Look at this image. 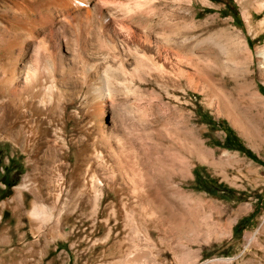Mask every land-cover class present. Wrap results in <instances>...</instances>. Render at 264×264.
<instances>
[{
	"label": "rangeland",
	"instance_id": "1",
	"mask_svg": "<svg viewBox=\"0 0 264 264\" xmlns=\"http://www.w3.org/2000/svg\"><path fill=\"white\" fill-rule=\"evenodd\" d=\"M207 118L264 163V0H0V264H264V165Z\"/></svg>",
	"mask_w": 264,
	"mask_h": 264
},
{
	"label": "bare ground",
	"instance_id": "2",
	"mask_svg": "<svg viewBox=\"0 0 264 264\" xmlns=\"http://www.w3.org/2000/svg\"><path fill=\"white\" fill-rule=\"evenodd\" d=\"M81 2H83V0H81ZM75 3H77V2H75ZM79 3H77V5ZM7 70H8L7 71V75H5L4 80H5V88L7 90V93H9V95H11V96L13 95V97L17 96V97L21 98L20 96H23V93L25 92V90L28 89L31 92V94H30L31 98H35V97L38 96V92H37L38 88L35 85L36 74H34V72L31 73L32 75H27L26 68L23 67L22 65L19 67L17 62L13 63L12 66L9 69H7ZM52 81L53 80H49V82H48L50 86L52 85ZM48 98L50 100H52L54 97H48ZM16 104L17 103H15V105ZM25 109H26V107L24 108L22 103H18L17 106H16V113L17 114L21 113V116L25 118V116H26ZM24 121H26V120H24ZM11 125L12 124H10V126ZM39 133H40V131H39ZM25 178H24V180H25ZM75 179L76 178L73 177L72 180L75 181ZM69 189H70L69 192L71 193V199L69 200V202H62L60 197H59L60 189H58V187L56 188L54 194L52 195V198L48 199L47 196H49L50 190L43 189L41 182L40 183L39 182L36 183V187H34L33 189H29L27 187V185H25L23 183V184H21L20 187H18L16 189L13 201L15 200V198L19 197L18 195H19V193L22 190H28L30 193H32V195L34 197V201L32 202V205H31L32 206V213H34V214L38 213V212H36V210L39 211V210H42V209H49V208H51V209L52 208H56V209L57 208H59V209L71 208V209H75L76 207L83 206L86 201L81 198V194L79 193L80 184L79 183L72 184V185H70ZM76 198H78V199H76Z\"/></svg>",
	"mask_w": 264,
	"mask_h": 264
},
{
	"label": "trees",
	"instance_id": "3",
	"mask_svg": "<svg viewBox=\"0 0 264 264\" xmlns=\"http://www.w3.org/2000/svg\"><path fill=\"white\" fill-rule=\"evenodd\" d=\"M206 122L208 124H211L212 127H216L217 129H220L223 133L221 141H213L214 144L223 146V147L233 148L243 153L245 156L251 158L252 160L259 162L261 165H264L263 162H260L256 159V157L252 154V152L244 146V144L238 139V137L233 133V131L229 127H227L225 124L221 122H217L210 118H207ZM199 182H201V180ZM208 182L212 184H216V182L213 180H208ZM202 184H203V181H202ZM7 186H9V184H7ZM216 186L221 187L220 184H217Z\"/></svg>",
	"mask_w": 264,
	"mask_h": 264
}]
</instances>
